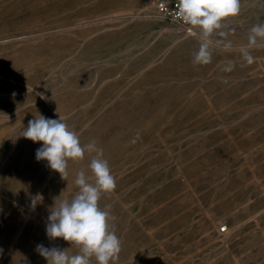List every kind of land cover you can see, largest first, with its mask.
<instances>
[{
    "label": "rangeland",
    "instance_id": "rangeland-1",
    "mask_svg": "<svg viewBox=\"0 0 264 264\" xmlns=\"http://www.w3.org/2000/svg\"><path fill=\"white\" fill-rule=\"evenodd\" d=\"M158 1L0 0V264H47L38 244L77 251L47 237V218L91 157L67 180L37 161L42 142L21 134L38 115L103 149L116 264H264V48L252 64L216 50L194 66L197 36ZM261 22L264 0H241L234 46Z\"/></svg>",
    "mask_w": 264,
    "mask_h": 264
},
{
    "label": "clouds",
    "instance_id": "clouds-1",
    "mask_svg": "<svg viewBox=\"0 0 264 264\" xmlns=\"http://www.w3.org/2000/svg\"><path fill=\"white\" fill-rule=\"evenodd\" d=\"M240 11L241 0H178L179 17L198 38V48L192 54L194 66L210 64L216 50H235L247 64L254 62L250 50L264 48V22L254 24L249 29L247 44L237 48L229 38L233 30L228 28L226 21L237 17ZM234 68L235 64L228 61L221 71L230 73ZM222 82L227 83V79L222 78ZM21 136L42 142L36 150L37 161L46 160L49 168L64 180L69 175V161H82L86 154L91 157L87 165L90 174L84 169L75 174L73 182L78 191L70 199H62L61 195L55 198L47 218V237L50 240L62 238L77 251L72 254L69 249L47 248L38 244V254L47 264H116L122 241L110 223L115 219L110 206L102 208L99 204L103 195L116 188V178L103 149L95 139L82 144L78 133L61 116L51 119L38 115L28 122ZM40 200V195L35 196L31 206L35 208Z\"/></svg>",
    "mask_w": 264,
    "mask_h": 264
},
{
    "label": "built area",
    "instance_id": "built-area-1",
    "mask_svg": "<svg viewBox=\"0 0 264 264\" xmlns=\"http://www.w3.org/2000/svg\"><path fill=\"white\" fill-rule=\"evenodd\" d=\"M157 15L167 21H170L180 27L186 34L193 35L189 31V25H186L178 15V0H160L156 4ZM222 232H226L227 228L222 227Z\"/></svg>",
    "mask_w": 264,
    "mask_h": 264
}]
</instances>
